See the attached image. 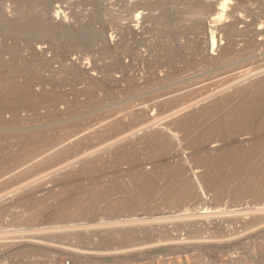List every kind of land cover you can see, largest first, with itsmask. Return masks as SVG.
I'll use <instances>...</instances> for the list:
<instances>
[{
	"label": "rangeland",
	"instance_id": "obj_1",
	"mask_svg": "<svg viewBox=\"0 0 264 264\" xmlns=\"http://www.w3.org/2000/svg\"><path fill=\"white\" fill-rule=\"evenodd\" d=\"M122 1L123 0H0V9L3 11L6 18L9 19L15 17H26L28 19L37 18L62 29L70 28L74 31H79L82 27H88L97 34L101 33L103 35L101 40H97L92 45H83L80 47L70 46L68 44V38L65 36H60L57 39L50 36L42 37L40 41L45 45L41 47L42 49L40 48L41 50L36 47L37 45L35 43H33V45H35L36 50H39L37 52L43 55L44 60H57L53 65V69L55 71L59 69L61 62L65 61L64 64L68 66L75 64L79 68V71H81L84 75L86 74V79H99V81L105 86H109L110 80L107 79L105 74L109 66L113 64V61L117 60L119 55L118 52L113 53L114 55L106 52L105 47L115 48L120 43L121 30L127 27L134 30L136 27L134 25L136 24L134 23L135 19H133L134 22H131L132 24L126 20V13H124L125 5L124 1ZM135 1L136 0H129L130 3ZM235 1L233 0L234 4L237 3V0ZM208 2L215 3L213 0ZM244 6L249 10L251 9L250 11L254 14H264L263 0H256V2L255 0H248ZM146 14L147 12L144 13V16H146ZM237 16H243L241 19L244 18L243 20L245 23H249L251 20V18H246V13H240L238 15L235 14L234 19H236ZM230 20L231 18L228 19L227 24ZM208 23L207 28L209 31L210 29L208 25L210 26V24ZM211 25H216L215 28H217V26L219 27L223 24L213 23ZM140 26H142V22ZM244 26L245 25L241 24L238 28L241 30ZM145 27H147V25ZM24 38L16 40L22 48L30 42H33L32 38ZM207 41L209 44H203V46H201L202 50L204 49V57H201L209 60L217 58L219 49L213 53L210 40L208 38ZM11 43L12 42L10 41L9 44L11 45ZM148 43L149 41L147 44ZM219 43L216 48L225 47L227 40L224 39L221 44ZM242 46V43H238L235 49L239 51ZM144 51V49H140V53L146 56ZM28 52L30 53L29 50ZM28 52L25 50L23 52V56L25 55L24 57H26V55H29ZM263 53L262 51L261 53L258 51L254 57L241 53L237 55L233 61L226 64L223 63V66H219L222 68L217 69V71L212 69L210 66L208 68V65H201V62H199L200 65H197L194 68L191 67L186 73L184 72L187 77L185 75H181L178 79L180 81L176 80L171 82V84L183 82L185 80H189L188 83H194L195 80L196 82L203 80L204 84H198V88L195 86V89H200L199 92L196 93L198 96L200 94L211 95L212 93L214 94L216 92H220L219 88H221V90L226 89L230 85L227 87L224 85L229 83L232 85V82L234 81L241 82L247 80L245 81L246 83L251 82L257 78L264 77V73H261L260 70L264 68ZM65 57L69 58L65 59ZM187 57L188 59L191 58L190 55ZM245 58L248 59L243 61ZM6 59H8V57H6ZM197 59L198 58H196V60ZM198 60H200V58ZM122 62L123 64H129L130 61L122 59ZM93 66H97L99 72H94ZM182 66L185 65L182 64ZM120 72V70L112 71L110 73L111 79L120 81ZM164 73L165 72L158 74L159 79H164ZM131 75L133 76V72ZM245 75L249 79L250 77L252 78L250 80L248 78H244ZM192 77L195 78L192 79ZM237 78L241 81H238ZM84 83L85 82H79L78 85L71 84L63 89V92L68 95V100L61 103L57 108L60 113V117H58L59 119L57 118L59 122L57 119H53L51 121L47 120V122H27V124H24L23 126L10 127L13 129L23 128L28 130L29 132L25 131V133H31L32 137L29 138V141L25 143L21 141L22 143L19 144L20 140L17 138L14 131L13 133L10 132L13 135H8V132H5V129L8 128L0 126V261L4 259L9 251L15 248H18L17 251H24L28 248L27 250H30L29 255L33 258L31 264H53L52 262H47L48 258H46L51 252H45L44 254L42 252L44 246L48 247V245L41 244V242L46 241L45 238H48L47 242L53 244L52 247L55 245V247L59 246L58 248L62 246L64 248L73 247L80 254H84L81 250L86 251L85 248L89 247V244L93 246L107 240H109V243H111L110 245L113 246H109L106 249H118L122 246H126L125 249H130L129 252L120 255L104 254L106 253L105 249L103 250L104 253L101 255H90L92 256L90 259L89 257L84 258V260L87 259L91 263L96 264L103 262V258H106L104 259L106 261L109 260L115 263L133 261L139 262L142 259H151L150 256L153 255L160 256L165 254L174 255L176 257L189 255L190 258L188 264H203V258L207 255L206 253L210 251L218 253V257H221L216 259V261L223 263L229 255L228 252L232 251L234 248L238 249L240 252H244L247 248L250 250L249 253L245 254L247 257H253L258 264H264V222L263 224L260 222L258 224L257 220V218L260 217V214L264 216V211L262 213L256 211L250 217V220L247 221L248 223L252 220V224L254 226L252 224H248L247 226L246 223L238 221V219L233 221V224L238 225L242 231V233L238 235L239 240H237L236 244L229 243L228 236L220 228L216 231L218 243L216 241H207L209 240L205 239L207 232L200 228V224L202 226V223L199 222L200 218L197 217V215L194 216L192 214V216L190 214L191 216L181 217L171 216L175 213L176 215H180L181 213H184L186 209L185 213L189 214L192 211L191 209L201 205L205 200L210 201V203L215 206L216 203L214 200L216 199V191L220 188V186H223L227 198H225L224 202H222L223 206L231 204L235 207H240L244 204H249L254 208L264 207V200L261 204L259 202L260 205L257 202L254 203L255 200L252 201V198L242 200L240 202L241 205L238 201H233L234 199L231 197L235 193L233 191H235L236 183L235 178L234 180L232 178L233 171L231 168L224 170V173L217 169L211 170L208 167L196 169L198 162L205 159L208 153H212V156L216 155L221 151L223 146L227 147L229 145L228 143L218 144L219 142L213 143L214 145H200L198 140L203 134H212V124L220 121L221 119L225 120L229 117L228 113H230L236 104L239 103L240 99L237 98V100L235 99L236 101H230L233 102H229L230 105L227 103L228 106L225 105V108L223 106L225 110L221 108L217 114L212 115L215 117H206V119H203L190 129H180L179 127L175 128L176 120L188 113L197 112L204 105L199 104L194 106L192 109L175 115L172 118L162 113H156V108H154V110L152 106L158 101L152 99L151 102V97L153 98L155 95L160 94L164 90L156 86L149 89V87L143 84L144 81L142 80L140 82L138 81V84L143 91H141V95H143L141 98L146 100L147 103V100L150 97V101H148L147 104L138 107L139 110L137 111L136 109L135 112L136 107L131 105L133 107L131 108L128 106L129 103L126 102L127 98L125 99L126 96L124 94V87L121 83H118L113 88L107 89L106 87L97 91L95 99H89L87 95H82L76 98L73 91H83L87 89V83ZM201 84L203 87H201ZM178 86L180 85L175 84L174 88H177ZM236 89L238 88L235 87L234 90ZM149 90L151 92H149ZM156 90H159L157 91L158 93ZM227 92L230 91H226L224 93L222 92L216 98H223L227 96ZM208 103L210 102L207 101L205 105ZM143 108L146 112L148 111L147 113L150 115V120L147 124H150L151 126L146 129H143V127L147 124L142 126V124H133L132 122V120L134 121V113H141ZM223 110L227 112H224ZM125 111L129 112L125 113ZM45 114L46 110H43L41 115L44 116ZM130 115L131 117L133 116L131 121ZM8 117H10V115L5 117L6 120L10 119ZM22 118L26 119L28 116L23 114ZM52 125L55 126L52 128ZM44 127L49 129L46 130ZM1 128L4 131H2ZM32 128H34L33 130L36 129V131H32ZM41 128L44 129L42 130ZM135 130H140V134H137L139 136H135ZM40 131L42 136L38 133ZM155 131L166 135L170 139L171 144L175 145V147L174 145L171 147L170 151L173 152L169 153L170 156L167 157L168 162L175 165V163L178 164L177 161H180L179 163L186 167V172H184L185 174L182 173L183 175L180 174L181 176H177L176 174L175 178L173 179V176L171 180L161 178L160 182L158 181L155 183V185L160 184L159 186H154V188L148 187V189H146L147 186L145 184L144 186L142 185L143 181L138 177V173L140 172V168L150 172L153 168V164L157 161L159 162L158 157L154 156L155 153H157L156 149L158 146L154 150L152 149V151L151 148L146 145L147 143L145 137L142 136H147V134L149 135ZM142 132L144 133L142 134ZM47 133H49V135ZM131 133L135 135L132 136ZM53 134H57V137L67 138L68 140L63 142L64 144L61 143L62 145L60 144V146H57L53 152L50 151V153H45L43 149L38 147L39 142L42 138L50 137ZM129 134L131 139L129 137L126 139L127 141H121L123 144H120L119 142L114 143L115 140L118 141V139L120 140V138ZM140 135L141 138H139ZM7 136L11 137H8L10 142L6 138ZM212 137L215 136L212 135ZM1 139L4 140L2 141ZM15 139L18 140V142ZM137 139L142 140L139 141ZM248 140L249 137H243L239 139V142L244 146H248L250 143V140ZM1 143H3V146ZM129 143L133 146L134 152H138H135L137 156L126 157L125 155H122L124 154L122 146H126ZM71 144L72 148L67 149V147ZM7 146L8 150L5 149ZM64 147L65 149H63ZM3 148L4 151H2ZM61 148L62 151H65L56 155V150L60 151ZM147 148H149V150H147ZM154 158L155 160H153ZM74 160L76 162H74ZM70 163L72 165L68 166ZM81 170L84 171L82 172ZM203 175L204 177L207 176V178L205 179ZM230 176L232 177L230 178ZM72 177L73 179H71ZM133 178H135V182L133 181ZM185 178H188L190 183L182 184L180 180ZM230 179H232L231 183ZM176 181L179 182V187H181L179 190L178 182ZM136 182H138L137 187L135 184ZM172 182H175V185ZM211 182H213V184H210ZM225 182L227 184H225ZM130 183H132L133 186H131ZM164 183L165 186H163ZM171 185H173V188ZM183 185L185 188L188 186H191V188L189 187V189H184ZM121 187L123 189H121ZM125 187H128L129 189L125 190ZM155 189L157 191H155ZM165 189L167 191L169 189L171 190L167 192ZM181 190H184V192L188 190L187 194H191V200H189L190 202H186L184 208L172 209L162 202V198L165 197V195L182 194L183 191ZM152 191H154L152 199L148 200L145 198L147 194H151L150 192ZM200 193L202 194V197L200 196ZM138 194L140 196L139 198H141V196L143 197V199L139 202L138 213H136L137 211L135 213L125 211L123 209L124 197H138ZM193 194H195V196L197 195V197ZM192 195L194 196L193 198H196V200L192 198ZM249 199L251 202H248ZM81 208H87V210L84 212L77 211ZM164 215H168L172 218L167 216L168 218L166 219H158ZM263 216L260 218H263ZM225 218L226 217H224L218 225H225L230 222ZM254 218H256V220ZM131 219L132 221H130ZM133 219H137V221H133ZM130 229L138 232L135 239H129V242H127L128 245H121L123 243L121 238L124 237L128 231H131ZM185 231H189V233L186 237V241H182V239L179 238V234ZM158 238L160 240L166 239L167 241H162L161 245L158 244L160 242H156L158 245H154L153 241ZM210 239L213 238L211 237ZM246 243H249V246L246 245ZM36 249L41 251H37ZM113 249L111 251H114Z\"/></svg>",
	"mask_w": 264,
	"mask_h": 264
},
{
	"label": "bare ground",
	"instance_id": "obj_2",
	"mask_svg": "<svg viewBox=\"0 0 264 264\" xmlns=\"http://www.w3.org/2000/svg\"><path fill=\"white\" fill-rule=\"evenodd\" d=\"M123 1L125 5L124 13H126V20L129 21V23H131V22H134L133 19H135L134 23L136 24L134 25L136 27L135 28L132 27L134 28V30L128 27L121 30L120 43L115 48L105 47L106 52H109L112 54L118 52V55H119L117 60L113 61V64L109 66L105 74V76H107V79L110 80V85L108 84L109 86H105L102 82L99 81V79L98 80L86 79L85 78L86 74L84 75L81 71H79V68L75 64H71L68 66L64 64L65 61L64 62L62 61L61 64L59 63L60 67L58 70L55 71L53 69V65L54 63H56L57 60L56 59H52L50 61L44 60L43 55L37 52L42 49L41 48L42 46L45 45L40 41V39H42V37H45V36H50L54 39H57L60 36H65L68 38L67 40L70 46L80 47L83 45H92L97 40H101L103 36L101 33L97 34L88 27H82L80 28L79 31H76V30L74 31L70 28L62 29V28H59L58 26L50 25L48 22L41 21L37 18L28 19L26 17L25 18L15 17V18L9 19V18H6L3 11H1L0 9V39H1V43H0V126L8 128V129H5V132L6 133L8 132V135H13L11 133H13L14 131L15 135L20 140L19 144L22 142L25 143L29 141V138H32V137H31V133L30 134L27 132L25 133V131H28V130H25L23 128L13 129L10 127L11 126H23L24 124H27V122L28 123H38V122H44V121L47 122V120L48 121H51L53 119L56 120L58 117H60V113L58 112L59 110H57V108L60 106L61 103H63L64 101L66 102V100H68L67 98L68 95L67 93L63 92V89L66 86H69L71 84L78 85L79 82L87 83L88 88L83 91L82 90L73 91L74 95L76 96V98L82 95H87L89 99H93V98L95 99V95L97 91L101 90L102 88H106V87L107 89L113 88L118 83H121L122 86L124 87V94L126 97L123 95L122 96L125 97V99L127 98L126 102L129 103L128 105L129 107L133 108L131 105H134V107H136L135 112H136V109L137 111L139 110L138 107H141L147 104L148 101H150L149 100L150 97L147 100V103H146V100H143L141 98V96H143L141 95L143 91L140 85L138 84V81L140 82L142 80L144 81L143 84L149 87V89L154 88V86H156L164 90L160 94L155 95L153 98L151 97V102H152V99H154L155 101H158V102H155L153 106L151 105L153 109L156 108L157 110L155 111L156 113L157 112L162 113L172 118L175 115H178L180 113H183V112H186L192 109L194 106H197L199 104L204 105L197 112L188 113L184 115L183 117L177 119L175 122V128L179 127L180 129H183V128L190 129L193 126L197 125L203 119H206V117L211 118V116L217 114L221 108L224 109L226 106H228L227 103L235 99L237 100L238 98L240 99V101L239 103L236 104L235 107L233 106L234 108L230 111V113H228L229 117H227L225 120L219 119L220 121L212 124L213 126L212 134H203L200 136V138L198 137L199 138L198 141L200 142L199 143L200 145L201 144L208 145V144H213L217 142H219L218 144L228 143L229 145L227 147L223 146V148H221V151L220 152L218 151L219 153L217 154L215 153L216 155L212 156L211 155L212 153L211 154L208 153L205 159L198 162L196 169L208 167L211 170L217 169L223 172L224 170L226 169L228 170L231 168V170L233 171V174H232L233 177L230 176V178L232 177L233 180L235 178V183H236L235 191H233L235 193L231 197L234 199L233 201L236 200L240 203L242 200H245L246 198H252L253 199L252 201L255 200L254 203L257 202L259 204L260 202L261 204V202L264 200V93H263L264 77L257 78L247 83L245 82L247 80L241 81V80H238L239 78H237V80L241 82L234 81L237 83L232 82V85L231 83L225 84L224 86L226 87L230 85L226 89L222 88L223 90H221V88H219L220 92H216L214 94L211 92L212 93L211 95L200 94L198 96L196 95V93L199 92L200 89H195V88L196 87L198 88L197 85L200 83L204 84L203 80L202 81L199 80L200 82H196L195 80L194 83H191V82L188 83L189 80H185V81L182 80L183 82L175 83V84L180 85L177 88H174L175 84H171V82L178 80L181 75L184 76L185 75L184 72L186 73L191 67L194 68L197 65H200L199 62H201V65H204V64L208 65V68L210 66L212 69H215V71H217V69L222 68L219 66L221 65L223 66V63L226 64V63H229L230 61H233L237 57V55L241 53H244L245 55L250 56V57H254V55L258 51H260V53L262 51L263 53L264 51V14L262 13L254 14L253 12L250 11L251 9L250 10L247 9L244 6V4L248 0H237V3L235 4L233 0H213L215 3L208 2L210 0H136L135 2H132V3H130L129 0H123ZM263 7L261 6L262 9ZM145 12H147L146 16H144ZM240 13L241 14L246 13L247 15L246 18H251L250 22L245 23L243 20L244 18L241 19L243 16L242 17L237 16L238 18L236 17V19H234L235 14L238 15ZM230 18L231 20L227 24V21ZM141 22H142V26H140ZM207 23L210 24V26L208 25L210 29L209 31L207 28ZM213 23H221V25L222 24L223 25L219 26L220 28L218 26L217 28H215L216 25L214 26L211 25ZM241 24L245 26L243 29L240 30L238 27ZM146 25L147 27H145ZM145 36L147 39L145 38ZM24 37L32 38L33 42H30L28 45H25L22 48L19 46L16 40L22 39ZM207 38L210 40L213 53L214 51H217L219 49L217 58H212L209 60L205 58L203 59L201 57V56L204 57V51H203L204 49L202 50L201 46H203V44H209L207 41ZM224 39L227 40L225 47L216 48L217 44L219 42L222 43ZM10 41L12 42L11 45L9 44ZM148 41L149 43L147 44ZM33 43L37 45L36 47H38L39 50L35 49V45H33ZM238 43L243 44L242 48L239 51L235 49ZM140 49L145 50L144 54H146V56L140 53ZM25 50H27V52L28 50L30 51V53L28 52L29 55H26V57H24L25 55L23 56L24 54L23 52ZM188 55H190L191 58L188 59L187 57ZM6 57H8V59H6ZM68 58L69 57H65V59H68ZM196 58L198 59L200 58V60L197 59L198 60L197 61ZM248 58H245L243 61L247 60ZM122 59L129 60L130 61L129 64H125V63L123 64ZM182 64H184L185 66H182ZM93 67H94L93 68L94 72H99L97 66L96 67L93 66ZM114 70L121 71L120 81L111 79L110 73ZM260 70H261V73H264V68ZM132 72H133V76L131 75ZM162 72H165L164 73L165 77L163 76L164 79L162 77H161L162 79H159L158 74ZM195 77H192V79ZM244 78H248V77L245 75ZM251 78L252 77H250V79ZM202 84H201V87H203ZM235 87H237L238 89L234 90ZM159 90H156V92ZM226 91H230V92H227L228 93L227 96L223 98H216L222 92L224 93ZM149 92L151 91L149 90ZM207 101H209L210 103L205 105ZM230 103H233V102H230ZM43 110H46V114L44 116L41 115ZM126 112L128 113L129 111H125V113ZM147 112L143 108V110H141V113L139 114L134 113L135 114L134 117L132 116L134 118V121L132 120L133 124L139 123V124H142V126H144V124L146 125L147 122L150 120V115ZM224 112H227V111H224ZM130 113H131V110H130ZM23 114H26L28 118L23 119L22 118ZM7 115H10V117H8L10 118L9 120H6L5 118ZM132 117L130 115V121ZM212 117H215V116H212ZM53 126L55 125H52V128ZM150 126H151L150 124L149 125L147 124L146 126L143 127V129H146ZM34 128H32V131L35 132L36 129L33 130ZM47 129L49 128H46V130ZM143 129L141 130L144 131ZM2 131L4 130L2 129ZM139 131L140 130L136 131V133L132 132L136 134L135 135L131 133L132 136L133 135L139 136L137 135ZM38 133L41 134V131ZM143 133L144 132H142V134ZM47 134L49 135V133ZM212 135H214L215 137H212ZM40 136H42V134ZM8 137L10 136L6 137L9 141ZM129 137H130V134L126 135L123 138H120V140L118 139V141L115 140L114 143L119 142L120 144L121 143L123 144V142H125L123 140H126ZM142 137H145L146 143H147L145 144L149 146L151 150L152 149L154 150L158 146V148L156 149L157 153L155 152L153 153H155L154 155L155 157H158L159 162L157 161L154 164L152 162L153 168L151 169L150 172H147L145 169L140 168V172L138 173L139 174L138 177L141 178L143 181L142 185L144 186L145 184L147 186L146 189H148V187L150 188H154V186L156 187L158 184L155 185V183L158 181L160 182L161 178H166L167 180H171L173 176H174L173 179L175 178L176 174L178 176L186 172L185 170L186 167L180 164L179 163L180 161H177L178 164L175 163V165H172V163L170 164L168 162L167 157L170 156L169 153L173 152L170 150L174 144L173 145L171 144L170 139L166 135L155 131V132L150 133L149 135L147 134V136H142ZM243 137H249L250 143L248 146H244L239 142V139ZM139 138H141V135ZM66 140L68 139L61 138L59 136L57 137V134H53L50 137L42 138V140L39 142L38 147L40 149H43L45 153H50V151L53 152V150L57 148V146H60V144L65 142ZM16 141L18 142V140ZM2 144L3 143H1V145ZM9 145H12V144H9ZM124 146H122V149L124 152V154L122 155H125L126 157L137 156L136 153L138 152L137 151H135L136 153L134 152L133 150L134 148L133 146L130 145V143L127 144L125 147ZM7 148L8 146L5 147V149ZM70 148H72V144L69 147H67V149H70ZM63 149H65V147ZM147 150H149V148H147ZM2 151H4V148L2 149ZM58 151L56 150V153H57L56 155L61 154L65 150L62 151V148H61V150L59 152ZM120 153H119V156H120ZM153 153H152V157H153ZM153 160H155V158ZM74 162L76 161L74 160ZM71 163L68 166L72 165ZM81 171L83 172L84 170H81ZM139 178H136V179H139ZM204 178L206 179L207 176ZM71 179H73V177ZM134 179L135 178H133V181ZM187 179L185 178L180 181L182 182V184H188L190 182H189V179L188 180ZM231 180L232 179H230V183H231ZM132 183H130L131 186H133ZM137 183L138 182L135 183L136 187H137ZM172 183L175 185V182H172ZM210 184H213V182H211ZM225 184L227 183L225 182ZM163 186H165V183ZM171 186L173 188V185ZM179 186L180 185L178 182V187ZM224 186H227V185H224ZM189 187L191 188V186H188L186 188L184 186V189H187V188L189 189ZM180 188L181 187H179L178 190ZM121 189L123 188L121 187ZM126 189H129V188L125 187V190ZM169 190L168 191L166 190V191L169 192ZM155 191L157 190L155 189ZM181 191H183L182 194L179 193V194L165 195V197L162 198V202L166 206H169L172 209L184 208L186 202L191 200V194L189 193L187 194L188 190H186V192H184V190H181ZM152 192H150L151 194L149 195L147 194L145 198H147L148 200H151L152 197L154 196V191ZM128 194H129V191H128ZM193 195L195 196V194ZM193 195H192V198L194 197ZM197 195L195 197H197ZM137 196L138 197H134V196L133 197L125 196L126 198L124 197L123 209L125 211L131 212V213H135L137 211L136 213H138L139 202L141 199H143V197L141 196V198H139L140 197L139 194ZM200 196L202 197V194ZM215 197H216V199L214 200V202L216 203L215 209L219 210L220 208L223 207L222 202H224L226 198V192L223 189V186H220V188L216 191ZM193 199L196 200V198H193ZM248 202H251L250 199ZM86 210L87 208H81L77 211L84 212ZM186 210L184 211V213H181L180 215H176L175 213V214H172L171 216L181 217V216H189L190 214L192 215V212L189 213V215L185 213ZM263 211H264V207H261L257 210V212L259 213L260 212L262 213ZM219 212H221V209ZM167 216L164 215V216H161L159 218L157 217V218L161 220L166 219L168 217L172 218L170 216L168 217ZM259 216L261 217L263 215L260 214ZM260 217L257 218L258 224L259 222L263 224L264 216L263 218H260ZM254 219L256 220V218ZM134 220L135 219H133V221ZM130 221H132V219ZM135 221H137V219ZM250 222L246 223L247 226L248 224H252V220ZM137 233L138 232L136 230L128 231V233L125 234V236L121 238V240L123 241L121 245H126V244L128 245L127 243L129 242L128 240L129 239L134 240ZM45 240L46 241L41 242V244L48 245V246L53 245L47 242L48 238H45ZM162 241H167V240L166 239L160 240L158 238L157 240L153 242H154V245L157 244L158 242H160L158 244L161 245ZM109 242L110 241L107 240V241H103L93 246L89 244V247L85 248L86 251H83V250L81 251L84 252V254L86 253L88 255H98V254L101 255L104 253L103 250H105L109 246H113V245H110L111 243ZM167 243H170V242H167ZM125 248L126 246H122L121 248H118V249L117 248L106 249V253L104 254H113V255L119 254L120 255V254L130 251L129 248L128 249H125ZM112 249L114 251H111ZM36 250L41 251L39 249H36ZM42 252L44 254L45 252H50V251L49 249L44 248L42 249ZM29 253H30V250H29ZM158 256L159 255H153L150 257L154 258Z\"/></svg>",
	"mask_w": 264,
	"mask_h": 264
},
{
	"label": "built area",
	"instance_id": "obj_3",
	"mask_svg": "<svg viewBox=\"0 0 264 264\" xmlns=\"http://www.w3.org/2000/svg\"><path fill=\"white\" fill-rule=\"evenodd\" d=\"M204 201V200H203ZM221 209V212H219ZM219 210L215 209V206H213L210 201L205 200L201 205H198L197 207L191 209L193 215H197L199 217V222L202 223V226L200 224V228L202 230H205L207 234L205 235V239H209L207 241H216L218 243V238H216L217 233L216 231L220 228L222 229L225 234L229 238V243H237V240H239V236L242 231L241 228L238 227V225L233 224L234 220L241 221L243 223H247V221L250 220V217L258 210V208H254L253 206L249 204H244L240 207H235L233 205L226 204ZM255 210V211H254ZM189 215V214H188ZM226 217L225 219L227 221H230L228 224L225 225H218L220 221ZM234 218V219H233ZM225 220V221H226ZM189 231H185L181 234H179V238L182 239V241H186V237L188 235ZM209 237V238H208ZM213 239H210V238ZM215 242V243H216ZM76 244V243H74ZM246 245L249 246V243H246ZM230 246V245H229ZM45 249H49L48 252L50 253L47 255L46 258H48L47 262H52L53 264H96L91 263L89 260L84 258L89 257L90 255L87 254H80L77 252L76 249L73 247L67 248V247H52V246H44ZM233 249V248H232ZM18 248H15L9 253L6 254L4 259L0 261V264H31L32 258L29 255L28 250H19ZM250 250L246 248L244 252H240L238 249H233L232 251L228 252L229 255L225 259L223 263H219L216 261V259L220 258L218 257V253L208 252L206 253L205 257L203 258V264H258L257 261L253 259V257H247L245 254L249 253ZM192 256V255H191ZM81 257V258H79ZM92 258V257H91ZM189 255L185 256H174V255H160L158 257H154L151 259H142L141 261H133V262H120L115 263L109 260H104L106 258H103V262H99L98 264H185L189 263Z\"/></svg>",
	"mask_w": 264,
	"mask_h": 264
}]
</instances>
